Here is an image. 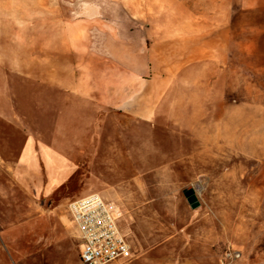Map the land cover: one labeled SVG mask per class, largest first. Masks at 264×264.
I'll list each match as a JSON object with an SVG mask.
<instances>
[{"label": "rangeland", "instance_id": "rangeland-1", "mask_svg": "<svg viewBox=\"0 0 264 264\" xmlns=\"http://www.w3.org/2000/svg\"><path fill=\"white\" fill-rule=\"evenodd\" d=\"M24 4L37 33L5 36L33 55L25 87L37 89L44 141L24 145L27 131L0 119V264H81L68 204L90 193L124 203L137 245L127 264H264V0H0V10ZM222 7L223 60L203 47L196 64L167 65L152 49L172 16ZM62 26L73 63L49 54L65 47ZM53 149L71 174L37 178Z\"/></svg>", "mask_w": 264, "mask_h": 264}, {"label": "crops", "instance_id": "crops-1", "mask_svg": "<svg viewBox=\"0 0 264 264\" xmlns=\"http://www.w3.org/2000/svg\"><path fill=\"white\" fill-rule=\"evenodd\" d=\"M6 1L10 3H26L36 2L37 0ZM18 6H4L5 8L0 10V119L2 121H6V124L8 126L13 123V130L18 129L21 131H27L25 136H23L24 145L37 146L38 144L41 145V140L44 141V138H42L43 136L40 131L44 128V126L40 120H38L37 124V89L33 90L32 92H27L25 87V83L27 80L26 59L28 55H31V53L25 48L12 47V45L8 41L9 37L5 36V33H9L10 31L18 32L19 34L37 33V10H32L31 8H29V5L25 4L20 5L19 8ZM221 9V11H216L215 13H212V15L209 10H202V12H204L205 14L198 16L195 10H185L184 15L178 14L177 16H172V18H175L176 20L169 22V26L171 28H168L167 32L163 33V37L157 40L158 43L156 46L152 45V49H159L168 54V57L169 59L171 58V61L166 62L167 65H174L178 63L196 64L198 62L197 60L201 59V50L203 49V47L216 50L217 59L223 60L225 58V52L228 44V28L226 25L227 20L221 21L222 18L227 17V10H224L223 7ZM217 18L221 19L217 20ZM202 19L207 20L203 21ZM210 22L213 23L212 29H210ZM54 24L55 25L53 26H49L50 33L53 30H57V21H55ZM14 27H17V29H14ZM62 30L63 34L66 35L62 39L65 41V47L55 49V51L50 49L49 54L51 55V57H54V60H57L59 58L62 61L65 60V62L63 61L65 64L69 63V61L70 63H73L72 57L74 56L73 54H71V49L69 46L70 39L68 37V34H70V30H72V28L62 26ZM147 39L148 38L146 37V40ZM182 50H187L190 54L187 56L186 54H183L182 56ZM35 55L37 58V51L35 52ZM15 60L17 61L16 64L14 63ZM33 76L34 79L37 80V73ZM66 81L68 82L70 80L67 79ZM135 81L136 77H134V79H130L129 83L131 84ZM129 87L131 89L135 88L136 86L130 85ZM123 91H114V95H119L121 96V98H123ZM98 92L99 98L102 97L103 100L110 98V94H108V96L106 95V90L100 89ZM50 155L52 157L49 159H37V169L34 170L37 172V174L34 176H37V178L45 177L50 180L57 177H68L72 171L70 169L59 168L58 163L62 162V160L58 157V152L53 149L48 153L47 156ZM27 175L31 176L29 173ZM49 193H51V189L49 190L48 194ZM115 197L119 199L117 194L115 195ZM121 207L123 209V217L119 220L118 225L121 232L131 246V257L128 259H121L110 264H127L126 262L132 259L134 256L133 250L137 248L135 239H132V237H130L131 230L126 227V217L128 213L123 202ZM68 215L70 218V223L72 224V226L76 227L69 212ZM78 237L80 243V259L82 239L79 231ZM140 249L143 252H148L142 246L140 247ZM205 253L208 254L206 255V257L209 260L213 258L212 252L205 250ZM151 255H156V253L153 252ZM169 256L173 255L169 254Z\"/></svg>", "mask_w": 264, "mask_h": 264}, {"label": "built area", "instance_id": "built-area-1", "mask_svg": "<svg viewBox=\"0 0 264 264\" xmlns=\"http://www.w3.org/2000/svg\"><path fill=\"white\" fill-rule=\"evenodd\" d=\"M68 212L82 239L81 264H110L131 257V246L118 225L123 217L118 202L91 193L71 201Z\"/></svg>", "mask_w": 264, "mask_h": 264}, {"label": "water", "instance_id": "water-1", "mask_svg": "<svg viewBox=\"0 0 264 264\" xmlns=\"http://www.w3.org/2000/svg\"><path fill=\"white\" fill-rule=\"evenodd\" d=\"M184 195L188 201V203L191 205L192 208H197L200 205L199 199L196 195L195 190L192 187H189L185 190Z\"/></svg>", "mask_w": 264, "mask_h": 264}]
</instances>
